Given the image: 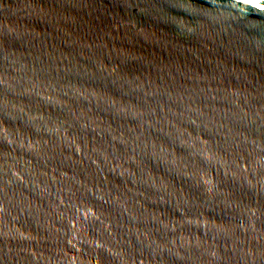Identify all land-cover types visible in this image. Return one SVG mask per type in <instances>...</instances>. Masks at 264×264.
I'll list each match as a JSON object with an SVG mask.
<instances>
[{
    "label": "water",
    "instance_id": "obj_1",
    "mask_svg": "<svg viewBox=\"0 0 264 264\" xmlns=\"http://www.w3.org/2000/svg\"><path fill=\"white\" fill-rule=\"evenodd\" d=\"M0 264H264V0H0Z\"/></svg>",
    "mask_w": 264,
    "mask_h": 264
}]
</instances>
